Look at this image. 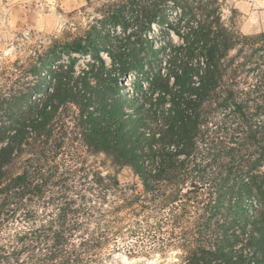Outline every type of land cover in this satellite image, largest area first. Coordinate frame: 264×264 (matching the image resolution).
<instances>
[{
  "label": "trees",
  "instance_id": "1",
  "mask_svg": "<svg viewBox=\"0 0 264 264\" xmlns=\"http://www.w3.org/2000/svg\"><path fill=\"white\" fill-rule=\"evenodd\" d=\"M96 5L38 54L33 82L0 90V263L123 248L264 264V32L226 22L222 0ZM85 154L116 172L74 164Z\"/></svg>",
  "mask_w": 264,
  "mask_h": 264
},
{
  "label": "rangeland",
  "instance_id": "2",
  "mask_svg": "<svg viewBox=\"0 0 264 264\" xmlns=\"http://www.w3.org/2000/svg\"><path fill=\"white\" fill-rule=\"evenodd\" d=\"M103 1L92 0L90 6L86 0H0L1 92L9 93L12 87H19L24 79L33 82V65L40 62L38 54L49 51L56 40H62L70 34L75 35L77 31H81L79 28H85L95 15L96 4H102ZM222 2L226 22L233 20L247 35L264 32V0ZM75 55L81 57L79 54ZM85 60L81 57L79 64L83 65ZM67 164L68 162L65 166ZM74 164L94 168L103 174L116 172V167L104 154H85L84 158ZM118 177L124 187L141 188L138 176L130 167L118 170ZM2 242L4 241L0 238V245ZM111 253L112 255L96 264H180L182 254L179 250L165 254H131L123 248ZM1 260H4L3 251L0 252V262Z\"/></svg>",
  "mask_w": 264,
  "mask_h": 264
}]
</instances>
